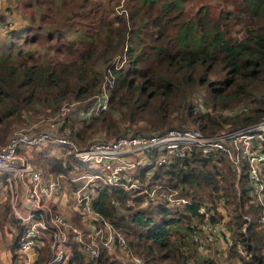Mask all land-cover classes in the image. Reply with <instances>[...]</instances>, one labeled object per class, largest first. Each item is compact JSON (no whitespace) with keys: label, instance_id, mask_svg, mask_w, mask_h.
I'll return each instance as SVG.
<instances>
[{"label":"trees","instance_id":"trees-1","mask_svg":"<svg viewBox=\"0 0 264 264\" xmlns=\"http://www.w3.org/2000/svg\"><path fill=\"white\" fill-rule=\"evenodd\" d=\"M128 1L126 16L117 13L103 19L98 15L95 31L82 35L81 43L76 45L69 40L45 42L38 51L23 45L37 39L39 24L24 35L20 33L29 25L24 26L21 20L18 27H4L9 37L0 45V143L22 113L52 111L64 100L94 94L107 66L113 76L107 108L89 117L76 116L69 122L70 133L79 142L94 132L108 138L123 131V123L133 124L134 132L155 133L189 121L208 132L223 122L245 123L263 113L264 0H228L231 8L217 10L200 3L187 17H182L181 0ZM223 3L227 4L226 0ZM70 17L71 14L64 15L62 29L57 25L46 28L45 38L54 33L57 39L65 28L70 32ZM233 26L241 31L236 39ZM123 48V62L110 64L116 52H120L121 59ZM200 91L209 108H194L193 96ZM240 103L245 106L240 112L220 111ZM52 145L56 146L50 143L30 156L44 174L65 171L72 164L84 167L70 153L61 156L50 152ZM233 179V171L222 154L192 152L157 165L147 181L149 185L161 181L176 188L189 198L184 205L168 206L159 201L143 204L145 194L97 180H93L96 184L91 204L124 234L129 251L141 255L144 264H214L211 257L196 254L189 222L196 214V203L223 197L226 214L230 213L225 225L232 239L226 257L242 258L244 264H264V231L258 203L249 193L248 183H239L238 193ZM7 221L11 234L9 207L3 201L0 228ZM11 236L7 246L10 255L16 245L15 236ZM237 244L244 246L246 256L238 252ZM67 261L118 264L103 251L89 257L78 249L72 250Z\"/></svg>","mask_w":264,"mask_h":264},{"label":"built area","instance_id":"built-area-1","mask_svg":"<svg viewBox=\"0 0 264 264\" xmlns=\"http://www.w3.org/2000/svg\"><path fill=\"white\" fill-rule=\"evenodd\" d=\"M15 19L5 0H0V30L13 25ZM115 60L110 64L115 66ZM112 79L107 66L98 91L89 100L64 102L43 128H17L0 143V202L8 204L10 232L16 238L5 264H75L67 261L73 249L89 257L103 251L115 255L118 264H144L138 254L129 251L124 234L92 206L96 184L93 180L145 194L143 204L159 201L168 206L184 205L189 198L176 188L161 181L149 185L147 181L157 165L192 152L222 154L227 159L238 193V184L248 183V191L258 203V218L264 231V111L251 121L226 124L208 132L196 125L182 124L155 133L123 130L108 138L99 135L79 142L70 133V120L106 109ZM195 99L194 108L203 109L200 97ZM244 108L240 104L227 112ZM50 143L57 147L50 152L61 156L70 153L84 167L72 164L65 171L44 174L30 156L32 151ZM223 209V197L196 203L189 227L199 249L215 240L232 241L227 236ZM242 217L246 219L247 215Z\"/></svg>","mask_w":264,"mask_h":264},{"label":"rangeland","instance_id":"rangeland-1","mask_svg":"<svg viewBox=\"0 0 264 264\" xmlns=\"http://www.w3.org/2000/svg\"><path fill=\"white\" fill-rule=\"evenodd\" d=\"M40 1H42L43 3L38 2L36 5L34 4L35 3L34 0H5L6 5H9V7H11V9L15 12L14 14L16 15V19L13 24L15 25L14 27H18L21 24H24V26L29 25L27 28L24 27V29L20 33L21 35L30 32L31 31L30 28L35 27L38 24L40 25L37 39L32 43H27L23 45L25 47L32 46V48L38 49V51H41L42 48H44L45 42L51 44H57L58 42L66 43L69 40L75 45L78 41L79 43H81L80 39L82 35L88 34L91 31H95V28L98 25L97 23L98 20H96L98 18V15L103 17V19H111L113 15H116L117 13H123V15L126 16L130 9L129 8L130 3L128 0H40ZM159 2L160 0L157 1V3ZM223 2L224 0H181L180 11L181 14L183 15L182 17L190 16L195 11L197 6L200 5V3L206 4L211 9L214 10H217L219 8L221 9H229V7L231 8V6L228 4V0H226L227 4ZM76 3H80L78 7H75ZM232 5L235 4L233 3ZM41 6H43V8ZM39 9L41 10L38 13ZM70 14H71L70 17L71 20L68 21L71 22L69 26L71 27L70 32H67L69 28H65L62 32L64 33L63 36L61 35L59 38L56 39L55 34L53 33L45 38L44 33L46 28L48 27L54 28L59 26L62 29L64 24L63 23L64 15L68 17ZM20 20L22 22L21 24H19ZM233 27L234 29L232 30V34L234 39H236L241 35V31L236 26ZM5 30L4 29L2 31L0 30V45L3 44L4 41L7 40L9 37V33L6 32ZM14 37H16L17 39V34H14ZM41 40L44 42H41ZM78 48L79 49L82 48V44L79 45ZM119 53L120 52H116L110 59V61L116 59L115 65H119L121 62H123L125 58L124 48L121 51V59H119V55H120ZM57 56L64 57V55L62 54H57ZM197 96L200 97L203 109L209 108L208 106H206V104L203 101L202 91L197 92V94L193 96L194 101H196L195 98ZM90 97L91 95L82 98V100H89ZM69 101L68 100L62 101L55 109L58 110L62 103ZM237 105H232L230 107L233 108L236 107ZM230 107L220 109V111L224 114H228L227 110ZM55 109L52 111L45 109L44 112L41 111L34 114L22 113L21 119L12 124V127L9 130L7 136L15 129L21 127L30 130L43 128L45 126V121L49 120V117L55 112ZM184 124L196 125L193 122H189V121ZM226 124H230V123L223 122L221 126H224ZM122 126L124 131L125 130L133 131L134 128L133 124L130 125L128 123H123ZM70 131H71V127H70ZM142 132H146V131H142ZM100 134H101L100 132H94L88 139L98 137ZM54 148H55L54 145L50 147V149H54ZM56 150L57 147L55 148V151ZM223 214L225 215L223 218V221L225 223L226 219L230 217V213L226 214V209H223ZM8 223L9 221L3 223L0 228V258L3 260L6 258V262L9 261V251L7 249V246H8V242H10L12 238L11 234H9V232L7 231ZM225 226L226 229L228 230L227 224ZM227 236L230 237L229 234ZM228 244L229 243H227L224 239H222V240H215L210 243H206L203 245V247L200 250H198L199 248L196 245V247L198 248V249L196 248L197 251L196 254L199 257H202L204 255L211 257L214 261V264H244L242 258H238V257L234 258V256L232 255H230L231 257H226V250ZM237 246H238V252L241 255L246 256L247 251L243 248L244 246L242 247V245L239 246L238 244ZM119 254L123 256V253H119ZM108 257L109 258L112 257L115 260L117 258L115 255H111V254H108ZM233 259L236 261L235 263H233Z\"/></svg>","mask_w":264,"mask_h":264},{"label":"crops","instance_id":"crops-1","mask_svg":"<svg viewBox=\"0 0 264 264\" xmlns=\"http://www.w3.org/2000/svg\"><path fill=\"white\" fill-rule=\"evenodd\" d=\"M6 263V258L3 260L0 258V264H5Z\"/></svg>","mask_w":264,"mask_h":264}]
</instances>
